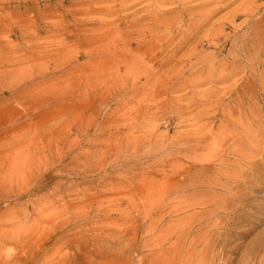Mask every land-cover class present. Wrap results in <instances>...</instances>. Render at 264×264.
<instances>
[{"label":"rangeland","instance_id":"rangeland-1","mask_svg":"<svg viewBox=\"0 0 264 264\" xmlns=\"http://www.w3.org/2000/svg\"><path fill=\"white\" fill-rule=\"evenodd\" d=\"M0 264H264V0H0Z\"/></svg>","mask_w":264,"mask_h":264},{"label":"bare ground","instance_id":"bare-ground-1","mask_svg":"<svg viewBox=\"0 0 264 264\" xmlns=\"http://www.w3.org/2000/svg\"><path fill=\"white\" fill-rule=\"evenodd\" d=\"M210 2H211V1H210ZM234 12H235V11H234ZM153 20H154V19H153ZM144 23H145V22H144ZM147 23H148V22H147ZM157 30H158V29H157ZM165 31H166V30H165ZM168 58H169V57H168ZM194 148H195V147H194ZM229 150H230V149H229ZM197 153H198V151H197ZM217 153H219V152H217ZM193 154L195 155L194 152H193ZM209 154H210V153H209ZM194 155H192V157H193ZM199 155H200V153H199ZM199 155H197V156H199ZM200 156H201V155H200ZM222 156H223V155H222ZM228 156H229V155H228ZM211 157H212V156H211ZM224 157H225V156H224ZM235 157H236V155H235ZM249 157H250V156H249ZM197 158H198V157H197ZM205 158H206V157H204V159H205ZM208 158H209V157H208ZM219 158H220V156H219ZM237 158H238V157H236V159H237ZM240 158H241V157H240ZM245 158H247V157H245ZM245 158H244V159H245ZM200 159H202V157H200ZM210 159H211V158H209L208 160H210ZM222 159H225V158H222ZM234 159H235V158H234ZM244 159H243V161H244ZM189 160H190V159H189ZM193 160H195V158H194ZM208 160H207V161H208ZM215 160H217V159H215ZM219 160H221V158H220ZM229 160H230V159H229ZM207 161H206V162H207ZM227 161H228V160H227ZM198 162H199V161H198ZM203 162H205V160H204ZM209 162H211V160H210ZM238 162H239V161H238ZM201 163H202V160H201ZM249 163H250V162H249ZM215 164H216V163H214L213 166H215ZM219 164L221 165L222 163H220V161H219V162H218V165H219ZM252 164H253V162H252ZM252 164L250 163V165H252ZM220 165L218 166L219 168H220ZM222 165H223V164H222ZM230 165H231V164H230ZM243 165H244V164H243ZM254 165H255V163H254ZM256 165H257V164H256ZM225 166H226V165H225ZM252 166H253V165H252ZM203 167H204V166H203ZM216 167H217V166H216ZM230 167H231V166H230ZM213 168H214V167H213ZM226 168H227V167H226ZM215 169L217 170V168H215ZM215 169H214V170H215ZM221 169H222V168H221ZM230 169H231V168H230ZM236 169H237V171H238V168H236ZM239 169H240V168H239ZM216 170H215V171H216ZM233 170H234V169H233ZM241 170H242V169H241ZM237 171H236V173H234V174H237ZM242 171H244V170H242ZM219 172H222V171L219 170ZM219 172H218V173H219ZM231 172H232V171H231ZM233 172H234V171H233ZM239 172L241 173L240 170H239ZM244 172H245V171H244ZM244 172L241 173V174H244ZM246 172H248V171L246 170ZM246 172H245V173H246ZM229 173H230V172H229ZM240 173H238V174L241 175ZM223 174H224V173H223ZM232 174H233V173H232ZM246 174H247V173H246ZM246 174H245V175H246ZM216 175H218V174H216ZM219 175H220V174H219ZM219 175H218V176H219ZM247 175H248V174H247ZM252 175H253V174H252ZM221 176H223V175H221ZM221 176H220V177H221ZM229 176H231V175H229ZM215 177L217 178V176H214V178H215ZM220 177H218V178H220ZM232 177H233V175H232ZM180 178H181V177H180ZM193 178H194V177H193ZM210 178H211V177H210ZM214 178L212 177V179H214ZM218 178H217V179H218ZM207 179H208V177H207ZM212 179H209V181H211ZM227 179H229V178H226V179H224V180H223V179H222V180H218V182L222 184L223 182L225 183V182L228 181L227 183H230L229 180H227ZM236 179H237V178H236ZM195 180H197V179H195ZM225 180H227V181H225ZM231 180H232V179H231ZM233 180H235V179L233 178ZM213 181H214V180H213ZM239 181H242V183H241V182H240V183H241V184H244L243 179H242V180L239 179ZM195 182H196V181H195ZM185 183H186V182H185ZM199 183H200V182H199ZM201 183H203V182H201ZM207 183H208V182H207ZM209 183H210V182H209ZM209 183H208V185L210 186ZM216 183H217V181H215V184H214V185H216ZM219 183H218V184H219ZM227 183H226L225 185H227ZM235 183H236V182H235ZM188 184H189V186H190L191 184H194V181H193V180H190ZM212 184H213V183H212ZM212 184H211V186H212ZM230 184H231V183H230ZM233 184H234V182H233ZM237 184H238V183H237ZM183 185H184V184H183ZM197 185H198V183H197ZM203 185H204V184H203ZM203 185L201 184L200 186H203ZM208 185H207V186H208ZM223 185H224V184H222V186H223ZM231 185H232V184H231ZM239 185H240V184H239ZM244 185H245V184H244ZM194 186H195V185H194ZM209 186H208V187H209ZM218 186H219V185H218ZM227 186H230V185L228 184ZM232 186H233V185H232ZM234 186H235V185H234ZM241 186H242V185H241ZM197 187H198V186H197ZM215 187H216V186H215ZM236 187H237V186H236ZM188 188H189V187H188ZM188 188H187V189H188ZM192 188H193V186H192ZM199 188H201V187H199ZM210 188H211V187H210ZM218 188H219V187H218ZM228 188H229V187H228ZM183 189H184V187H183ZM221 189H223V188H221ZM221 189H220V190H221ZM231 189H232V187H231ZM231 189H229V190H231ZM193 190H194V189H193ZM224 190H225V187H224ZM227 190H228V189H227ZM232 190H233V189H232ZM235 190H236V188H235ZM201 191H205V189H204V190L201 189ZM207 191H209V190H207ZM255 191H256V190H255ZM205 192H206V191H205ZM213 192H214V191H213ZM224 192H225V191H224ZM227 192H228V191H227ZM227 192H226V193H227ZM230 192H231V191H230ZM239 192H240V191L238 190V193H239ZM195 193H196V192H195ZM197 193H198V190H197ZM207 193H208V192H207ZM207 193H206V194H207ZM211 193H212V192H211ZM235 193H237V191H236ZM204 194H205V193H204ZM217 194H218V193H217ZM231 194H233V193H231ZM248 194H249V193H248ZM198 195H200V194H198ZM218 195H219V194H218ZM220 195H221V194H220ZM222 195H223V194H222ZM237 195H239V194H237ZM202 196H203V195H202ZM204 196H206V195H204ZM213 196H216V194L213 195ZM227 196H229V194H227ZM230 196H231V195H230ZM233 196H234V194H233L231 197H232V198H235V197H233ZM240 196H241V194H240ZM207 197L209 198V196H207ZM211 197H212V196H210V198H211ZM203 198H204V197H203ZM203 198H202V199H203ZM225 198H226V197H225ZM237 198H238V197H237ZM243 198H245V197H243ZM204 199H206V198H204ZM221 199H222V198H220V200H221ZM223 199H224V198H223ZM229 199H230V197H229ZM206 200H207V199H206ZM211 200H212V199H211ZM226 200L228 201V198H226V199L224 200V202H225ZM230 200H232V199H230ZM238 200H239V199H238ZM242 200H243V199H241V202H242ZM208 201H209V200H208ZM216 201H217V200H216ZM245 201H246V200H245ZM204 202H205V200H204ZM229 202H230V204H231L232 201H229ZM236 202H237V201H236ZM236 202L234 201V203H236ZM211 203H213V202H211ZM215 203H216V202H215ZM215 203H214V204H215ZM237 203H239V202H237ZM195 204H196V203H195ZM197 204H198V203H197ZM201 204H202V203H201ZM218 204H219V202H218ZM223 204H224V203H223ZM223 204H222V205H223ZM228 204H229V203H228ZM242 204H243V203H241V205H242ZM244 204H245V203H244ZM208 205H209V204H208ZM219 205H220V204H219ZM233 205H234V204H233ZM233 205H231V207H233ZM196 206H197V205H196ZM206 206H207V205H206ZM212 206H213V205H212ZM215 206H216V205H215ZM224 206L226 207V203H225ZM245 206H246V205H245ZM193 207H194V206H193ZM197 207H198V206H197ZM209 207H210V206H209ZM219 207H220V206H219ZM219 207H217V208H219ZM228 207H229V206H228ZM231 207H230V209H231ZM238 207H239V204H238L237 208H238ZM215 208H216V207H215ZM239 208H240V207H239ZM211 209H212V208H211ZM221 209H222V211H223V207L220 208V210H221ZM217 210H219V209H217ZM232 210H233V209H232ZM232 210H231V211H232ZM240 210H241V209H240ZM213 211H214V210H213ZM226 211H227V207H226L225 212H226ZM231 211L229 210L228 212H231ZM234 211H235V209H234ZM237 211H238V210H237ZM216 212H218V211H215V213H216ZM228 212H227V213H228ZM204 213H205V212H204ZM207 213H208V212H207ZM222 213H223V212H222ZM233 213H234V212H233ZM234 214H235V213H234ZM237 214H239V213H237ZM237 214H235V215H237ZM205 215H206V213H205ZM220 215H221V214H220ZM220 215H219V217H220ZM226 215H227V214H226ZM232 215H233V214H231V216H232ZM235 215H234V216H235ZM240 215H241V214H240ZM216 217H217V216H216ZM235 217H236V216H235ZM238 217H239V216H238ZM229 218H230V217H229ZM232 218H233V217H232ZM232 218H231V219H232ZM236 218H237V217H236ZM216 219H217V218H216ZM222 226H223V225H222ZM225 227H226V226H225ZM220 228H222V227H220ZM224 229H225V228H224ZM212 230H213V229H212ZM215 230H216V228H215ZM227 230H228V228H227ZM210 231H211V230H210ZM218 231H219V230H218ZM220 231H221V229H220ZM220 231H219V232H220ZM215 232H217V231H215ZM219 232H218V233H219ZM213 233H214V231H213ZM213 233H212V235H214ZM210 234H211V233H210ZM210 234H209V235H210ZM215 234H216V233H215ZM224 234H225V233H224ZM216 235H217V234H216ZM214 237H215V236H214ZM208 238H209V237H208ZM211 238H212V237H211ZM216 238H217V237H216ZM213 240H214V239H213ZM209 241H210V240H209ZM209 241H207V242L209 243ZM218 241H219V240H218ZM210 242H211V241H210ZM208 243H207V244H208ZM211 243H213V242H211ZM214 243H215V242H214ZM205 246H206V245H204V247H205ZM207 246H208V245H207ZM207 246H206V247H207ZM204 251H206V250H204ZM208 251H209V250H208Z\"/></svg>","mask_w":264,"mask_h":264}]
</instances>
